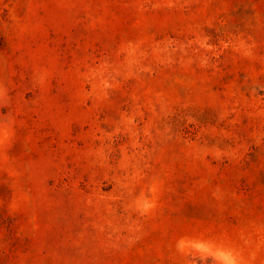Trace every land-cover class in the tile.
I'll return each instance as SVG.
<instances>
[{"label": "rangeland", "instance_id": "1", "mask_svg": "<svg viewBox=\"0 0 264 264\" xmlns=\"http://www.w3.org/2000/svg\"><path fill=\"white\" fill-rule=\"evenodd\" d=\"M0 264H264V0H0Z\"/></svg>", "mask_w": 264, "mask_h": 264}]
</instances>
